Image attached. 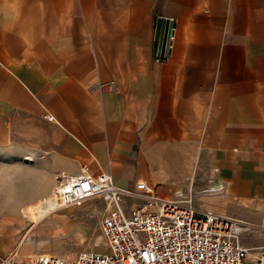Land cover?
Instances as JSON below:
<instances>
[{
  "label": "crops",
  "instance_id": "crops-1",
  "mask_svg": "<svg viewBox=\"0 0 264 264\" xmlns=\"http://www.w3.org/2000/svg\"><path fill=\"white\" fill-rule=\"evenodd\" d=\"M83 169L236 218L264 199V0H0V264L56 251L80 204L38 202Z\"/></svg>",
  "mask_w": 264,
  "mask_h": 264
},
{
  "label": "built area",
  "instance_id": "built-area-1",
  "mask_svg": "<svg viewBox=\"0 0 264 264\" xmlns=\"http://www.w3.org/2000/svg\"><path fill=\"white\" fill-rule=\"evenodd\" d=\"M170 38L171 32L167 44ZM135 188L145 191L140 195L144 200L126 212L122 196L136 193L117 186L111 173L61 172L38 204L47 215L100 197L106 202L99 222L105 250L83 248L69 257L42 252L24 264H264V237L263 245L252 255L239 241L245 226L238 219L198 211L184 200L158 197L149 193L143 180L137 181Z\"/></svg>",
  "mask_w": 264,
  "mask_h": 264
},
{
  "label": "rangeland",
  "instance_id": "rangeland-1",
  "mask_svg": "<svg viewBox=\"0 0 264 264\" xmlns=\"http://www.w3.org/2000/svg\"><path fill=\"white\" fill-rule=\"evenodd\" d=\"M167 184L165 185L166 188L170 186L171 189L176 190L183 186V181L181 178H177L169 181ZM141 200H144L141 196L123 195L121 198L123 204L131 201L139 202ZM105 204L106 202L100 197H94L85 200L79 206L65 208L63 212L71 214L74 226L62 228L61 224H56L55 227H52V232L56 236L52 237L51 240L42 238V244H49L50 247L56 249V251H53L54 253L68 257L83 248L105 250L104 240L99 228L100 219L105 213ZM29 207L27 206L23 210L25 216L29 212ZM33 210L35 209L32 208ZM233 214L238 216V218H233L238 219L245 226L239 235L240 243L247 246L250 252L261 248L264 237V199H255L247 204L235 202ZM51 218L54 219L53 217ZM80 222L82 223V227L78 225ZM53 244H55L54 247L52 246ZM248 257H250V254Z\"/></svg>",
  "mask_w": 264,
  "mask_h": 264
},
{
  "label": "water",
  "instance_id": "water-1",
  "mask_svg": "<svg viewBox=\"0 0 264 264\" xmlns=\"http://www.w3.org/2000/svg\"><path fill=\"white\" fill-rule=\"evenodd\" d=\"M170 29H171V21H169V19L161 16L156 18L154 37L158 39L160 46H162L164 42L167 45L168 43L167 39H168V34L170 33Z\"/></svg>",
  "mask_w": 264,
  "mask_h": 264
},
{
  "label": "bare ground",
  "instance_id": "bare-ground-1",
  "mask_svg": "<svg viewBox=\"0 0 264 264\" xmlns=\"http://www.w3.org/2000/svg\"><path fill=\"white\" fill-rule=\"evenodd\" d=\"M252 255H256V252H253Z\"/></svg>",
  "mask_w": 264,
  "mask_h": 264
}]
</instances>
